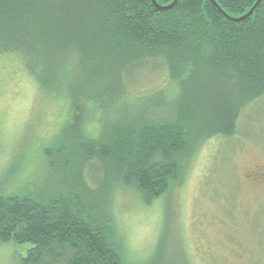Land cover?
<instances>
[{"label":"trees","instance_id":"trees-1","mask_svg":"<svg viewBox=\"0 0 264 264\" xmlns=\"http://www.w3.org/2000/svg\"><path fill=\"white\" fill-rule=\"evenodd\" d=\"M213 1L177 0L160 12L151 0H0V58L70 110L42 145L52 178L0 193V243L29 244L22 264H130L113 193L150 205L205 141L234 136L264 98V0L240 23L223 14L242 17L257 0ZM150 79L156 86L134 96Z\"/></svg>","mask_w":264,"mask_h":264},{"label":"rangeland","instance_id":"rangeland-1","mask_svg":"<svg viewBox=\"0 0 264 264\" xmlns=\"http://www.w3.org/2000/svg\"><path fill=\"white\" fill-rule=\"evenodd\" d=\"M155 86L146 80L134 96ZM165 89L172 93L171 86ZM39 92L12 57L0 58V193L40 190L52 178L42 145L70 110ZM88 108H81L84 115ZM90 118L86 132L94 135L99 115ZM186 165L181 181L150 205L128 190L113 193L110 208L125 261L264 264V188L256 191L246 177L255 168L264 171V98L242 113L234 136L205 141ZM29 247L0 243V264H22Z\"/></svg>","mask_w":264,"mask_h":264},{"label":"water","instance_id":"water-1","mask_svg":"<svg viewBox=\"0 0 264 264\" xmlns=\"http://www.w3.org/2000/svg\"><path fill=\"white\" fill-rule=\"evenodd\" d=\"M210 1L216 7L215 2L213 0H210ZM151 2H152V4L154 5V7L158 11L162 12V11L171 10L175 6L177 0H174V2L171 5L167 6V7H161V6L157 5V3L155 2V0H151ZM260 2H261V0H257L256 3L254 4V6L249 10V12L247 14L243 15L242 17L230 18V17H228V16H226L224 14H223V16L226 17L229 21L234 22V23L243 22V21L247 20L252 15V13L254 12V10L256 9V7L259 5ZM219 11H221V10H219Z\"/></svg>","mask_w":264,"mask_h":264},{"label":"flooded vegetation","instance_id":"flooded-vegetation-1","mask_svg":"<svg viewBox=\"0 0 264 264\" xmlns=\"http://www.w3.org/2000/svg\"><path fill=\"white\" fill-rule=\"evenodd\" d=\"M250 185L256 190L261 191L264 188V171L260 168L250 171L246 176Z\"/></svg>","mask_w":264,"mask_h":264},{"label":"bare ground","instance_id":"bare-ground-1","mask_svg":"<svg viewBox=\"0 0 264 264\" xmlns=\"http://www.w3.org/2000/svg\"><path fill=\"white\" fill-rule=\"evenodd\" d=\"M249 12V11H248Z\"/></svg>","mask_w":264,"mask_h":264}]
</instances>
